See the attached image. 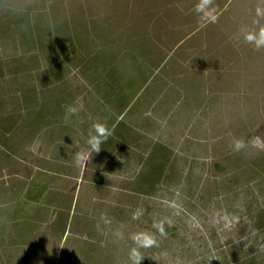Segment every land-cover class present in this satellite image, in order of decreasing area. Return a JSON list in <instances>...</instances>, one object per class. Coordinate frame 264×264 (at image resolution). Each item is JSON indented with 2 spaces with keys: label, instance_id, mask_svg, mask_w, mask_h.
I'll return each mask as SVG.
<instances>
[{
  "label": "rangeland",
  "instance_id": "rangeland-1",
  "mask_svg": "<svg viewBox=\"0 0 264 264\" xmlns=\"http://www.w3.org/2000/svg\"><path fill=\"white\" fill-rule=\"evenodd\" d=\"M199 3L0 0V264H132L136 236L141 264H264V0ZM97 123L83 193L108 236L66 260L24 228L19 175Z\"/></svg>",
  "mask_w": 264,
  "mask_h": 264
},
{
  "label": "crops",
  "instance_id": "crops-1",
  "mask_svg": "<svg viewBox=\"0 0 264 264\" xmlns=\"http://www.w3.org/2000/svg\"><path fill=\"white\" fill-rule=\"evenodd\" d=\"M66 139H59L49 132L46 141L35 140L33 144L35 158L33 160L34 163L38 162L43 167L32 165L31 174L29 176L19 175L21 180H18L23 181L27 186L23 192H28V196L21 201V208L24 210L22 223L26 231H30L31 228L35 229L36 226L42 231L45 229L40 233V244L58 246L57 251L62 249L66 251L67 256H70L76 251L74 246L77 247L80 243L86 246L99 244L100 240L98 241L97 237L108 235L105 233L104 223H101L104 228L99 225V221H104L106 217L103 215L99 219L96 215L94 198L84 197L83 188L88 186L85 182V168L76 165L74 156L76 150L82 148V140L79 141V144L74 145L73 142L68 141L69 138ZM41 148L44 149L45 154L40 153ZM72 164L76 166L74 167ZM30 180L35 183L33 181L32 184L29 183ZM27 184L32 186L30 191H27L29 189ZM83 205L89 206V208L87 207L88 212L85 214ZM34 215L38 221L37 225L34 222ZM50 229H54L52 235L56 232L54 239H52ZM73 234L82 238L80 242L76 241L77 245L74 246L71 245ZM56 249L54 250L56 251ZM70 258L72 256L67 257L66 260Z\"/></svg>",
  "mask_w": 264,
  "mask_h": 264
},
{
  "label": "clouds",
  "instance_id": "clouds-1",
  "mask_svg": "<svg viewBox=\"0 0 264 264\" xmlns=\"http://www.w3.org/2000/svg\"><path fill=\"white\" fill-rule=\"evenodd\" d=\"M211 0H201L196 6V12L201 14V18L204 22H214L216 16L214 10L209 7ZM245 40L249 43L255 45L257 49L264 47V30H261L258 34H247L245 35ZM110 135L109 130L103 124L97 123L93 126L88 134L86 140V146L76 150L75 152V163L78 167L86 168L88 165L89 159L92 158L93 154L98 153L101 150V144L108 138ZM244 145L238 144L237 147H243ZM134 242L137 245L136 249H133L130 254V259L132 264H141L142 258L138 252L139 247H147L154 243L151 239L147 237L136 236L133 238Z\"/></svg>",
  "mask_w": 264,
  "mask_h": 264
}]
</instances>
